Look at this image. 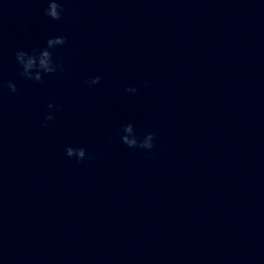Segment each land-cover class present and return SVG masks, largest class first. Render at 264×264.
Returning a JSON list of instances; mask_svg holds the SVG:
<instances>
[{"label":"clouds","instance_id":"1","mask_svg":"<svg viewBox=\"0 0 264 264\" xmlns=\"http://www.w3.org/2000/svg\"><path fill=\"white\" fill-rule=\"evenodd\" d=\"M63 8L59 0H48V7L45 9V15L52 20H60L62 18ZM67 42V38L64 36L50 37L46 41V46L41 49H33L32 52L18 50L15 53V60L21 67L20 75L26 79L33 80L35 82H41L44 76L54 74L57 72L64 71V65L62 62H58L53 59L52 50L57 46H62ZM100 77L95 76L90 80L86 81L88 85H95L100 82ZM7 88L10 92L16 93L18 91L17 86L14 82L9 81ZM126 91L135 93L137 89L135 87H128ZM53 104H49L48 108H53ZM55 119V116L48 113L44 117L45 126L48 121ZM133 124L128 123L122 126V132H132ZM155 138L154 133H147L143 139L136 137L135 139H129L127 135H121V141L129 148H139L147 150L149 153L154 147L153 141ZM65 154L68 157H75L77 161H82L85 158L86 152L84 148L67 147ZM91 159V157H88Z\"/></svg>","mask_w":264,"mask_h":264}]
</instances>
